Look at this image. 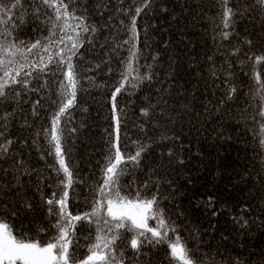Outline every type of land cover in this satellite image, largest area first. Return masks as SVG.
<instances>
[{"label":"trees","instance_id":"trees-1","mask_svg":"<svg viewBox=\"0 0 264 264\" xmlns=\"http://www.w3.org/2000/svg\"><path fill=\"white\" fill-rule=\"evenodd\" d=\"M0 2L8 6L13 0ZM65 3L96 29H77L82 47L72 61L79 80L75 106L59 126L73 183L67 189L61 183L66 177L51 142L66 83L56 52L70 42L55 43L64 32L52 8L41 0H21L22 6L0 19V45L11 53L0 50V60L13 61L10 68L35 63L37 70L26 66L17 79L28 80L27 88L9 82L7 96L0 99V145L11 141L0 157V220L44 242L56 231L48 199H59L67 190L69 212L91 211L118 135L126 155L146 148L139 165L127 164L120 177L123 192L155 194L175 226L169 238L178 235L201 264H264V149L259 144L264 118L258 115L264 91L255 80L259 75L264 81V61L255 62L264 56V7L255 0ZM227 7L233 15L224 28ZM137 8L142 9L138 15ZM133 16L139 33L138 63L132 62L137 71L116 95L114 112L112 96L131 55L125 41ZM67 34L75 36L71 29ZM36 42L41 47L29 53L27 45ZM48 56L54 62L36 79L38 62ZM28 71L32 76L25 75ZM138 74L150 79H136ZM95 234L94 224L76 223L72 248L77 258L85 256ZM126 236L131 233L116 242L124 264H173L167 244H146L137 256L127 243L120 246Z\"/></svg>","mask_w":264,"mask_h":264},{"label":"snow or ice","instance_id":"snow-or-ice-1","mask_svg":"<svg viewBox=\"0 0 264 264\" xmlns=\"http://www.w3.org/2000/svg\"><path fill=\"white\" fill-rule=\"evenodd\" d=\"M41 2L55 11L56 21L63 22L64 35H61L55 43L70 42V44L65 43V48L59 49L56 52L59 60L55 61V63L64 66L59 70L63 72L66 83H63L61 87L60 95L62 101L58 112L53 117L51 130V142L54 153L58 158L59 171H62L66 177V180L61 183L67 189L71 187L73 179L72 172L65 162L59 126L61 117L68 114V110L75 106L79 80L72 61L79 48L82 47L79 39L81 31H77V29L85 33L90 30V27L91 31H96V29L94 26L84 23L83 17L77 16L74 11L70 10L69 4L65 3V0H41ZM255 2L264 7V0H255ZM17 5L22 6L21 0H13L8 6H4L0 2V19L6 16L8 11ZM141 11L142 9L137 8V15ZM223 15L225 17L223 19V26L224 28H228L231 16L233 15L232 8L227 7ZM70 21H76V23L72 24ZM56 26V24H53V36L56 35ZM69 29L75 33V36L67 34ZM128 31L131 35L125 43L129 44L131 55L127 64V71L121 73L122 79L112 96L114 112L116 110V95L121 92L126 83H130L127 76L133 71H137V69L132 67L133 61L138 63V49L136 45L139 33L136 29L135 16L131 17V25ZM223 35L227 39L229 33L224 32ZM249 43L251 42L249 41ZM9 47L15 46L11 45ZM27 47L28 52L31 53L33 49H37L41 45L39 42H36L27 45ZM0 50L11 54L9 49L4 48L3 45H0ZM49 50L48 47L43 48L44 52H49ZM261 61H264V56L257 57L255 62L260 63ZM53 62L52 56H48L47 58L41 57L38 62V74L35 78L40 79L39 73H45ZM12 64L13 61L11 60L7 62L0 60V69H2L4 77L3 80H0V99L7 96L5 88L9 86V82L11 84L19 83L27 88L28 80L17 79L24 72L26 66L37 70V64L35 63L28 65L19 64V67L10 68ZM25 75L32 76V71L26 72ZM145 78L150 79V77H141L139 74L136 76V79L140 80ZM255 80L259 89L264 91V81H261L259 75L255 77ZM132 86L135 87L136 85L133 84ZM230 91L231 93H235L236 89L233 87ZM229 99H231V96H229ZM261 100H264V96H261ZM144 115H148L147 110L144 111ZM258 115L264 118V106H262V110ZM118 125L119 119L117 118V133L119 131ZM2 135L3 133L0 132V136ZM260 136V148L264 149V124L261 125ZM118 141L119 136L117 135L116 142L113 144L115 151L108 157L104 170V178L95 190L96 199L92 203L91 211L77 215L69 212L67 210V190L63 191L59 199L47 200L48 205L54 206L48 209L49 214L56 217V221L53 224L56 231L47 241L41 242L37 238L30 237L28 233H22L18 227H14L6 219L0 220V264H124L123 253H118L116 243L118 240H121V236L124 233H131V236H126L120 246L122 247L124 243H127L137 256L140 254L141 248L146 244H152L153 246L167 244L170 250L169 256L173 264H201V261L193 250L189 249L186 242L182 241L178 235L169 238V232L175 233V226L164 217L163 210L159 207V200L155 194L149 197L141 195L139 191L134 195L123 192L120 185V177L125 174L127 164L139 165L142 153L146 148L141 145L134 155H126L121 152ZM10 144L11 141L9 140L6 144L0 145V157L8 151ZM168 155H172L171 151L168 152ZM179 162L183 163L182 160ZM209 200H211V197ZM213 214L215 215L216 213ZM150 220L156 221V224L150 226ZM81 221L85 224H94L96 234L94 241L87 246L85 256L77 258L75 250L72 248V239L76 223ZM39 231L43 232L45 229H40Z\"/></svg>","mask_w":264,"mask_h":264}]
</instances>
